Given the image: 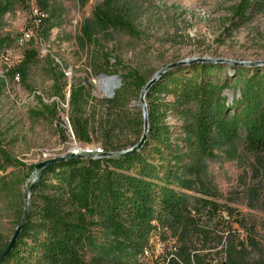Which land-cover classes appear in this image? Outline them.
<instances>
[{
    "label": "trees",
    "instance_id": "16d2710c",
    "mask_svg": "<svg viewBox=\"0 0 264 264\" xmlns=\"http://www.w3.org/2000/svg\"><path fill=\"white\" fill-rule=\"evenodd\" d=\"M29 1L0 0V59L16 39L4 32L5 15L26 9L36 33L45 36L51 28L44 25L53 16L55 0H35V14ZM136 1L97 0L77 38L83 50L93 53L91 68L120 81L105 102L117 114L102 127L100 155L55 162L35 173L23 228L0 264H264V218L229 206L233 201L218 190L208 169L216 153L240 147L252 160L246 207L264 214V67L229 66L233 75L223 80L210 79L211 71L220 68L210 63L167 71L145 94L144 145L127 157L107 156L140 139L116 143L121 124L143 131L142 118L129 119L125 108L149 80L133 69L121 71L101 43L108 32L135 35ZM263 9L264 0H239L230 26L241 27ZM36 57L33 48L24 51L8 71L10 79L25 80ZM52 77L53 87L61 86L56 98L64 101L66 78L60 72ZM4 87L0 79V92ZM89 89L88 83L72 84L68 97L70 130L76 142L86 145L92 143L95 125L86 115ZM56 107L48 109L54 117ZM168 115L177 119V131L166 122ZM9 132L0 122V211L11 217L15 230L30 187L22 194L19 173L28 175L36 165L26 167L11 155ZM8 168L19 173H6ZM8 243L0 237V254Z\"/></svg>",
    "mask_w": 264,
    "mask_h": 264
},
{
    "label": "rangeland",
    "instance_id": "374dc122",
    "mask_svg": "<svg viewBox=\"0 0 264 264\" xmlns=\"http://www.w3.org/2000/svg\"><path fill=\"white\" fill-rule=\"evenodd\" d=\"M96 2L89 0L81 6L78 0H55L53 16L44 25L45 28L51 27L45 36L36 33L26 9L16 10L4 17V32L10 34L11 39H16L0 59V79L5 83L0 92V122L4 128L10 129L7 140L11 142V155L26 167L71 153L84 155L92 149L102 150L99 142L102 127L117 114L105 102L113 98L120 81L114 78L118 80V87L111 96H107L99 81L102 77H110L99 75L91 68V49L83 50L77 42L79 30L90 19ZM238 2L137 0L133 4L135 35L108 32L101 43L112 64L117 62L121 71L133 69L148 80L167 65L202 58L236 63L216 64L220 68L211 71V80L230 78L233 75L231 66L264 61V9L234 29L230 26V19ZM29 4L35 8V0H30ZM35 12L34 9L33 14ZM31 48L37 52V57L28 76L25 80L17 77L11 80L8 71L18 65L24 51ZM53 72H60L66 78V88L62 91L64 101L56 98L55 89L59 90L61 86L53 87ZM86 83L90 86L92 98L86 115L95 123L90 145L75 141L67 119L70 85L85 86ZM225 95L231 99V92L226 91ZM168 99L171 101V98ZM130 100L125 108L127 116L129 119H141L139 95L132 96ZM52 104L57 105L56 117L52 115V110L48 111ZM166 122L173 127V131H177L178 121L173 115H168ZM119 128L121 132H116L114 138L119 145L134 143L141 137L142 130L136 126L121 124ZM251 162L239 147L234 151L216 153V159L208 164V169L218 190L233 201L227 204L243 215L259 220L264 218V214L249 210L244 199L245 189L253 184L249 172ZM10 172L19 173L14 168H8L6 173ZM19 175L22 178L20 191L24 194L35 178V169L28 175L23 170ZM12 221L4 211H0V237L6 241L14 232ZM152 241L159 249L156 238Z\"/></svg>",
    "mask_w": 264,
    "mask_h": 264
},
{
    "label": "water",
    "instance_id": "95a60500",
    "mask_svg": "<svg viewBox=\"0 0 264 264\" xmlns=\"http://www.w3.org/2000/svg\"><path fill=\"white\" fill-rule=\"evenodd\" d=\"M192 63H200V64H204V63H210V64H236L232 61H225V60H215V59H194L192 61H180L174 64H170L165 66L163 69H161L158 73H156L145 85L144 89L141 91L140 93V97H139V101L142 105V121H143V131H142V135L138 141V143L128 149H126L125 151H121V152H115V153H109L107 154V156H112V157H118V158H122V157H127L130 156L132 154H134L135 152H137L145 143L146 138H147V133H148V121H147V110H146V104H145V94L148 91V89L152 86V84H154L156 82V80H158L164 73H166L167 71L176 68V67H180V66H185V65H189ZM239 65L241 66H248V67H262L264 66V61L263 62H255V63H239ZM111 79H114L116 77H110ZM78 157H82V155L78 154V153H71L68 156L65 157H61V158H57V159H51L45 162H41L39 164H37L35 166V173H39V171L50 165L53 164L55 162H60V161H64L67 159H73V158H78ZM35 179L33 180L32 183H34ZM32 186L29 187V189L26 191L25 193V207H24V211L22 214V217L19 221L18 226L15 228L14 233L11 237V239L9 240V243L7 245V247L4 249V251L0 254V262L8 255V253L10 252V250L12 249V247L15 244L16 239L19 236L20 231L23 228V224L26 220L27 217V211H28V206H27V200L29 198V192L31 191Z\"/></svg>",
    "mask_w": 264,
    "mask_h": 264
},
{
    "label": "bare ground",
    "instance_id": "6f19581e",
    "mask_svg": "<svg viewBox=\"0 0 264 264\" xmlns=\"http://www.w3.org/2000/svg\"><path fill=\"white\" fill-rule=\"evenodd\" d=\"M102 90L107 96H111L114 90L118 87V80L102 77L100 78Z\"/></svg>",
    "mask_w": 264,
    "mask_h": 264
},
{
    "label": "built area",
    "instance_id": "2783aa9c",
    "mask_svg": "<svg viewBox=\"0 0 264 264\" xmlns=\"http://www.w3.org/2000/svg\"><path fill=\"white\" fill-rule=\"evenodd\" d=\"M26 36V35H25ZM27 37V36H26ZM100 153H101V150H99V149H92V150H90V151H86V153L85 154H90V155H100Z\"/></svg>",
    "mask_w": 264,
    "mask_h": 264
}]
</instances>
